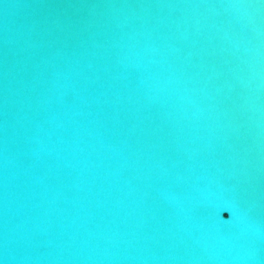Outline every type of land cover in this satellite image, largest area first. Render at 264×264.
Returning <instances> with one entry per match:
<instances>
[{"label": "water", "instance_id": "water-1", "mask_svg": "<svg viewBox=\"0 0 264 264\" xmlns=\"http://www.w3.org/2000/svg\"><path fill=\"white\" fill-rule=\"evenodd\" d=\"M0 264H264V0H0Z\"/></svg>", "mask_w": 264, "mask_h": 264}]
</instances>
